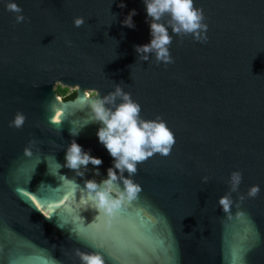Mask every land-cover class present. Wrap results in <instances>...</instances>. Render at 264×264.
I'll list each match as a JSON object with an SVG mask.
<instances>
[{"label":"water","instance_id":"water-1","mask_svg":"<svg viewBox=\"0 0 264 264\" xmlns=\"http://www.w3.org/2000/svg\"><path fill=\"white\" fill-rule=\"evenodd\" d=\"M120 2L0 0V264H81L77 249L105 264H264V0H194L208 40L169 29L167 65L135 51L152 38L144 0ZM133 9L136 27L123 26ZM56 83L74 91L58 97ZM116 84L176 143L138 164L141 192L109 217L87 195L85 182L107 179L114 163L87 94ZM17 112L19 129L9 127ZM73 139L103 160L99 176L92 164L82 177L64 166ZM233 171L242 173L233 199H246L225 214L218 201ZM255 185L259 195L247 197Z\"/></svg>","mask_w":264,"mask_h":264},{"label":"clouds","instance_id":"clouds-1","mask_svg":"<svg viewBox=\"0 0 264 264\" xmlns=\"http://www.w3.org/2000/svg\"><path fill=\"white\" fill-rule=\"evenodd\" d=\"M144 4L152 38L150 43L135 46L140 60L149 61L150 56L154 54L157 64L167 65L175 62L170 53L173 35L169 33V29L181 39L192 36L196 41L207 42L208 24L204 22L206 19L204 10L195 7L194 0H144ZM119 7H126L123 0ZM6 8L9 12L16 14L17 24L26 20L22 14L23 9L17 3L7 2ZM135 15H137L136 10H131L122 21V25L135 28L133 21ZM84 24L83 17L74 18L75 27L79 28ZM67 43L71 46L72 42L67 41ZM87 95L94 97L90 99L88 105L92 112L89 123L100 124L97 132L99 142L107 149L114 161L113 166L107 169V179L99 182L95 179L85 182L87 195L99 212L111 217L121 208L125 200L132 201L141 192V186L132 179L137 174L138 164L157 153L163 156L170 155L176 139L161 117L157 116L155 120L143 119L141 105L132 99L131 93L126 92L121 84H116L114 91L103 96L100 93ZM25 120L26 116L17 112L15 118L9 122V127L22 128ZM53 122L59 121L57 119ZM71 135L78 136L79 132L71 129ZM35 144V140L29 141V145L24 149L26 156L32 155L31 148ZM65 160L64 166L74 170L81 177L85 175L89 164L96 166L95 174L99 176V166L103 164L101 158L92 156L90 150L85 151L75 139L66 149ZM202 179L204 183H207L210 178L204 176ZM121 183L123 190H121ZM228 183L230 191L218 201L225 214H229L233 204L236 203L232 194L239 191L242 173L233 171ZM259 193L260 186L255 185L249 188L247 197L255 198ZM245 199L246 196L240 194L236 207H239ZM48 219L51 218L48 217ZM76 255L80 258L81 264H105L103 256L99 253H87L77 249Z\"/></svg>","mask_w":264,"mask_h":264},{"label":"rangeland","instance_id":"rangeland-1","mask_svg":"<svg viewBox=\"0 0 264 264\" xmlns=\"http://www.w3.org/2000/svg\"><path fill=\"white\" fill-rule=\"evenodd\" d=\"M54 89L58 97H64L69 93H71L72 91H74V88L61 85L60 83H56L54 85ZM88 93H93V92L88 91Z\"/></svg>","mask_w":264,"mask_h":264}]
</instances>
